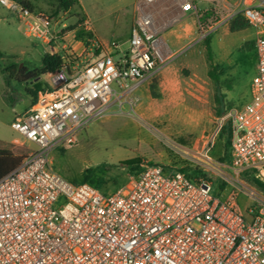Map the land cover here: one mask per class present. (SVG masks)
I'll return each mask as SVG.
<instances>
[{
    "label": "built area",
    "instance_id": "obj_1",
    "mask_svg": "<svg viewBox=\"0 0 264 264\" xmlns=\"http://www.w3.org/2000/svg\"><path fill=\"white\" fill-rule=\"evenodd\" d=\"M156 1H139L126 50L114 45V53L79 66L62 29L53 34L48 19L21 0H0L47 54L65 52L63 67L48 74L52 89L13 123L37 149L0 178V264H264V194L239 179L264 166V0H242L235 14L258 34L253 100L219 116L201 149L184 152L191 170L147 162L106 195L54 169L55 148L76 144L118 91L131 92L172 60ZM182 8L198 14L190 0ZM228 124L231 156L221 162L213 151ZM209 172L240 188L227 199L216 196ZM256 179L263 180L261 173ZM239 192L255 202L247 214L237 204Z\"/></svg>",
    "mask_w": 264,
    "mask_h": 264
},
{
    "label": "rangeland",
    "instance_id": "obj_2",
    "mask_svg": "<svg viewBox=\"0 0 264 264\" xmlns=\"http://www.w3.org/2000/svg\"><path fill=\"white\" fill-rule=\"evenodd\" d=\"M27 1L33 5L35 14L48 19L53 34L61 29L63 35L76 30L75 34L83 33L87 19L85 10L92 29L104 45L111 48L117 45L126 50L139 0H79V4L69 10L62 9L57 0ZM191 1L203 17L198 32H203L201 38L205 46L208 28L205 16H212V8L218 0ZM27 32V26L18 15L0 4V144L22 145L23 153L33 152L37 147L22 138L13 129V123L29 112L32 97L38 89H52L47 80L39 85L34 80L19 81L22 75L42 67L45 49L40 40L28 37ZM195 49H189L191 58L196 57ZM101 50L95 49L94 56H99ZM87 59L92 61L94 57L87 55ZM76 64L80 66L86 62L77 60ZM14 68L17 69L13 73ZM183 75L186 89L175 94L157 89V77L148 79L131 92L118 91L110 107L79 133L76 144L54 149L51 160L55 171L76 185L87 182L111 195L136 176L147 162L168 169L191 170L184 152L201 149L202 137L213 131L217 118L225 110L218 112L216 109L218 94L212 77L210 81L201 70L195 73L185 70ZM17 139L19 141L15 143ZM229 139L230 124L213 151L218 161L224 162L223 159L231 155L230 148L226 149ZM127 161L134 163L127 164ZM225 173L228 177L233 176L230 170ZM255 175L250 170L242 173L239 179L247 187H257L264 194V190L255 184ZM207 177L212 181L213 193L223 198L224 178L212 172L207 173ZM261 177L263 180L260 181L264 183V173ZM226 184L233 186L225 195L227 197L240 188L234 181ZM237 203L245 214L255 206L243 192H239Z\"/></svg>",
    "mask_w": 264,
    "mask_h": 264
},
{
    "label": "crops",
    "instance_id": "obj_3",
    "mask_svg": "<svg viewBox=\"0 0 264 264\" xmlns=\"http://www.w3.org/2000/svg\"><path fill=\"white\" fill-rule=\"evenodd\" d=\"M241 1L242 0H218L212 8V16L204 15L208 19L205 42H209H206L205 46L202 45L201 35L203 32H198L199 27H202L201 24L199 26V23L203 17L199 16V13L184 12L182 6L185 0L156 1L158 23L166 26L162 37L173 55L172 60L153 77H157V89H161L164 93L175 94L177 92H182L183 89H186L183 85V72L185 70H190L195 73L201 70L208 75L207 77L210 81H212V78L214 79L215 91L218 94L216 106L218 112L225 110L224 113H226V111L231 109H243L253 100V80L257 73L256 43L258 34L254 28L247 24L246 27L233 29L236 20L241 19V21L245 22L242 18L235 17ZM25 2H27L34 11L33 5L27 0H25ZM257 3L258 1L255 2V4ZM83 13L87 18L84 25L90 23L85 10H83ZM214 17L216 21L213 20ZM133 24L129 28V34ZM76 32L77 30L74 33L66 34L65 43L67 48H71L77 54V60H80L82 63L91 61L87 59V55L91 56V58L94 57V60H96V58L100 56L114 53L115 50L113 48L101 42L99 36L92 29L91 24L89 28L83 27V33L75 34ZM85 35L89 38L87 39V37H84ZM95 41L101 43L102 49L101 54L96 57L94 56V51L100 48L94 46ZM209 47L211 51L210 58L208 54ZM191 48H196L194 51V53H196L195 58H191V55H189V49ZM46 55L52 54L46 53L45 46L42 60ZM53 55H59L62 59H65V56L62 55V51L58 50L56 54ZM84 59H86V61H84ZM41 69L42 67L37 71H41ZM33 80L36 85L41 84V82L45 80L50 84L48 74L40 75ZM46 90L47 89L37 90L36 96L32 97L29 111L36 103L38 95ZM17 141L19 140L17 139L15 143ZM216 160H218V158ZM253 172L257 174L255 175L257 178L258 173H264V166L254 169ZM228 185L229 184H225L223 187V199L229 198L225 195L228 194L233 187H229Z\"/></svg>",
    "mask_w": 264,
    "mask_h": 264
},
{
    "label": "trees",
    "instance_id": "obj_4",
    "mask_svg": "<svg viewBox=\"0 0 264 264\" xmlns=\"http://www.w3.org/2000/svg\"><path fill=\"white\" fill-rule=\"evenodd\" d=\"M59 2V6L64 9V10H69L72 7L76 6L79 4V0H57ZM27 7H29L31 10L32 8L27 2H23ZM208 14V13H207ZM247 23L241 21V19L236 20L235 25H233V29L236 28H243L246 27ZM209 43L208 41H206ZM208 54L209 58L211 57V51L210 47L208 48ZM1 56V55H0ZM64 65V59H62L61 56L59 55H46L43 60H42V69L41 71H36L29 73L27 75H22L21 78L19 79L20 82H27L30 80H33L37 78L40 75H46L49 73H53L59 69H61ZM17 68L13 69L16 71ZM6 71H9V69H6ZM230 148V139L226 142V149ZM23 150L25 148L22 145H10V144H0V178L4 177L5 175L9 174L11 171L16 169L18 166H20L23 162V160L28 157L31 153H23ZM223 159V161H225ZM129 163L127 164H132L134 162L132 161H127ZM142 168V166H141ZM141 170V169H140ZM87 183V182H85ZM255 184L264 190V183L260 180H255Z\"/></svg>",
    "mask_w": 264,
    "mask_h": 264
}]
</instances>
